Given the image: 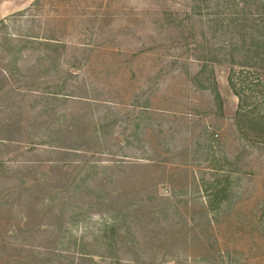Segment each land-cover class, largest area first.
<instances>
[{
	"label": "rangeland",
	"instance_id": "rangeland-1",
	"mask_svg": "<svg viewBox=\"0 0 264 264\" xmlns=\"http://www.w3.org/2000/svg\"><path fill=\"white\" fill-rule=\"evenodd\" d=\"M193 5L0 0V264H264V136L235 120L226 63L221 111L207 88ZM258 66L238 81L264 99Z\"/></svg>",
	"mask_w": 264,
	"mask_h": 264
},
{
	"label": "trees",
	"instance_id": "trees-1",
	"mask_svg": "<svg viewBox=\"0 0 264 264\" xmlns=\"http://www.w3.org/2000/svg\"><path fill=\"white\" fill-rule=\"evenodd\" d=\"M205 0V5L195 7L192 6L194 12L198 10H205V19L202 14V19L206 20L207 35H203L204 42L209 44L207 46V54L197 57L202 61L201 73L208 72L207 81L208 89L213 90L216 102L221 111L222 98L217 91V83L214 75L213 63H226L229 68L228 84L233 94L238 99V108L236 111L237 122L243 124L244 132H251L255 135L264 136V99L255 96L244 85L238 81L239 68H256L261 64L264 66V0H242L241 3H234L236 9L225 7L226 3L221 0ZM256 3V4H254ZM198 9V10H197ZM238 10V11H237ZM200 14V13H199ZM4 21L0 22V24ZM216 39L220 40V44L214 43ZM27 43L33 45L32 41H22L18 51L27 48ZM46 48H58L60 45L51 41H44L42 43ZM35 46V45H33ZM36 48V47H33ZM217 54L221 58L217 57ZM19 53L13 54V62L19 59ZM261 99V100H259ZM258 124L256 132L249 131L251 127L247 124ZM210 136V134H208ZM211 138V137H210ZM261 139H256L260 142ZM264 141V140H263ZM214 143H210L209 147L213 148ZM226 181L216 179L210 183L207 203L209 209H218V213L223 206L230 205L229 191L232 190V180L229 176H225Z\"/></svg>",
	"mask_w": 264,
	"mask_h": 264
}]
</instances>
